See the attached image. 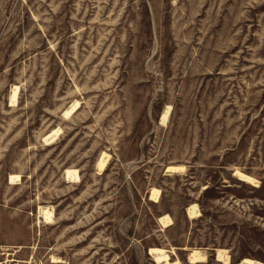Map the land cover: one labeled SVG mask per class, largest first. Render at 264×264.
Masks as SVG:
<instances>
[{"label": "rangeland", "instance_id": "1", "mask_svg": "<svg viewBox=\"0 0 264 264\" xmlns=\"http://www.w3.org/2000/svg\"><path fill=\"white\" fill-rule=\"evenodd\" d=\"M151 248L264 263V0H0V264Z\"/></svg>", "mask_w": 264, "mask_h": 264}, {"label": "bare ground", "instance_id": "2", "mask_svg": "<svg viewBox=\"0 0 264 264\" xmlns=\"http://www.w3.org/2000/svg\"><path fill=\"white\" fill-rule=\"evenodd\" d=\"M18 92H19L18 86H15V87L12 88L11 93H10L11 106L16 104L17 97H18ZM78 107H79V104H78V101H77L76 103L72 104V106L64 112V117L66 119L70 118V116L75 112V110ZM169 112H170V108L169 107H167L163 111V113L161 115V118H160V123L162 125L166 124ZM60 132H61L60 129L53 130L51 133H49L48 135H46L44 137V142L47 143V144L52 143L55 140V138L58 137ZM107 158H108V156L105 153L101 154L100 159L97 162V168H98L99 171H102V169L104 168ZM180 170H181V168L173 169V171H180ZM64 174H65V179L69 183L79 182L80 178H79L78 172L76 170L67 169ZM236 175L241 177L246 182H249L251 184L254 183V180L252 178L244 176V175H242L240 173H236ZM18 180H19L18 176H10L9 184L13 185ZM151 199L154 200L155 202H158V191L157 190H153L152 191ZM186 213H187V215H188V217L190 219L197 218L199 216L198 206L196 204L191 205L186 210ZM39 215L43 218L44 222L50 223V222L53 221V213L51 212V209H48L47 207H40L39 208ZM159 222L162 225V227L167 228V227H169L171 225L172 220H171V218L168 215H165V216L160 217ZM149 255L152 256V258L155 261V264H179L177 261L176 262H172L170 257H169V255L167 254V251L164 250L163 248H151L149 250ZM217 258H218V260H223L227 264H230V262L227 260V259H229L228 253L225 250L217 249ZM205 260H206V255H205L204 250L193 249L189 253L188 261L191 264L204 263ZM240 264H264V263L260 262V261H257V260L244 258L240 262Z\"/></svg>", "mask_w": 264, "mask_h": 264}]
</instances>
